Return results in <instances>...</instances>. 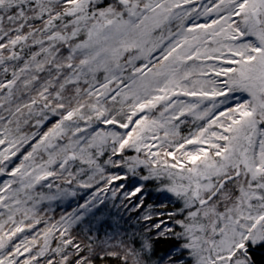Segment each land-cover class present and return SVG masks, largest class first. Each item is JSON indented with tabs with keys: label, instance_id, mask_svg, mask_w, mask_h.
<instances>
[{
	"label": "snow or ice",
	"instance_id": "obj_1",
	"mask_svg": "<svg viewBox=\"0 0 264 264\" xmlns=\"http://www.w3.org/2000/svg\"><path fill=\"white\" fill-rule=\"evenodd\" d=\"M0 177V264H264V0H0Z\"/></svg>",
	"mask_w": 264,
	"mask_h": 264
},
{
	"label": "trees",
	"instance_id": "obj_2",
	"mask_svg": "<svg viewBox=\"0 0 264 264\" xmlns=\"http://www.w3.org/2000/svg\"><path fill=\"white\" fill-rule=\"evenodd\" d=\"M200 22H203L202 20ZM100 127H111V126H100ZM5 179V177H0V182H2ZM75 205H73L74 207ZM42 208L45 209V211H47V207L42 205ZM53 207H55V212L54 213H50V215H52L55 219H59V216L61 213H66V212H70L72 210L71 207H68V203L65 204H60L59 206L57 205H53ZM35 230H32L31 233H29V235H34ZM24 235V234H21Z\"/></svg>",
	"mask_w": 264,
	"mask_h": 264
},
{
	"label": "rangeland",
	"instance_id": "obj_3",
	"mask_svg": "<svg viewBox=\"0 0 264 264\" xmlns=\"http://www.w3.org/2000/svg\"><path fill=\"white\" fill-rule=\"evenodd\" d=\"M205 2H207V0H205Z\"/></svg>",
	"mask_w": 264,
	"mask_h": 264
}]
</instances>
